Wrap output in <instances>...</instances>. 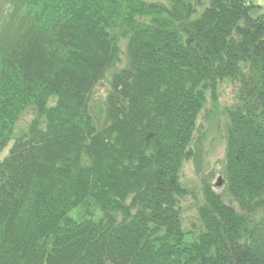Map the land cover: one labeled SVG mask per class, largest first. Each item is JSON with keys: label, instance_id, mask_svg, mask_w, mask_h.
Returning a JSON list of instances; mask_svg holds the SVG:
<instances>
[{"label": "trees", "instance_id": "obj_1", "mask_svg": "<svg viewBox=\"0 0 264 264\" xmlns=\"http://www.w3.org/2000/svg\"><path fill=\"white\" fill-rule=\"evenodd\" d=\"M166 1L0 0V151L35 111L0 162V264H264L262 8L211 0L193 20L192 0ZM226 79L236 205L206 187L194 237L180 174L207 94L216 101ZM102 84L100 132L89 106Z\"/></svg>", "mask_w": 264, "mask_h": 264}, {"label": "rangeland", "instance_id": "obj_2", "mask_svg": "<svg viewBox=\"0 0 264 264\" xmlns=\"http://www.w3.org/2000/svg\"><path fill=\"white\" fill-rule=\"evenodd\" d=\"M149 4H156L160 7H169L170 3L166 0H143ZM255 5L260 6V11H255L256 15L264 16V0H251ZM196 11L192 19H197L211 5V0H192ZM256 17V16H255ZM119 44L121 50V63L118 68L124 67L127 55L128 40L119 35ZM113 71L108 72L109 78ZM108 86L96 87L94 100L108 96ZM217 100L214 101L211 92L207 94V103L198 118L197 129L193 134L192 142L187 148L192 153L190 160L184 162L181 170V187L184 193L179 196L182 226L186 233L192 236H198L203 231V225L199 216V209L204 204V190L206 187L212 188L217 194L222 195L223 199L231 204V198L226 191L225 179V152H226V112L236 103L237 87L229 79L221 81L217 88ZM58 99L52 98L47 107L54 108ZM35 120V111L27 110L23 113L16 123L15 137L5 148L0 151V162L7 156L16 140L21 138ZM101 132V131H100ZM223 182L220 187H216L218 178ZM233 205V203H232Z\"/></svg>", "mask_w": 264, "mask_h": 264}, {"label": "water", "instance_id": "obj_3", "mask_svg": "<svg viewBox=\"0 0 264 264\" xmlns=\"http://www.w3.org/2000/svg\"><path fill=\"white\" fill-rule=\"evenodd\" d=\"M90 113L97 124L99 131L103 130L104 122L107 116L106 106L102 98L97 99L93 104L90 105ZM222 183L219 179L218 186Z\"/></svg>", "mask_w": 264, "mask_h": 264}, {"label": "bare ground", "instance_id": "obj_4", "mask_svg": "<svg viewBox=\"0 0 264 264\" xmlns=\"http://www.w3.org/2000/svg\"><path fill=\"white\" fill-rule=\"evenodd\" d=\"M219 179H220L221 183L223 182L222 178L219 177V178H218V182H217V184H216V187H220V186L222 185V184H221L220 186H218ZM179 184H180V186H182V185H181V179H179ZM204 202H205V200H204ZM231 205H232V204H231ZM233 205H236V203H233Z\"/></svg>", "mask_w": 264, "mask_h": 264}]
</instances>
